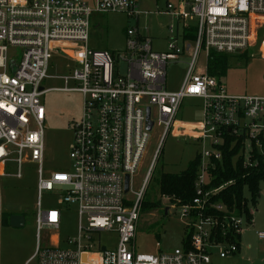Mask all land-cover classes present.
<instances>
[{"label": "built area", "instance_id": "built-area-1", "mask_svg": "<svg viewBox=\"0 0 264 264\" xmlns=\"http://www.w3.org/2000/svg\"><path fill=\"white\" fill-rule=\"evenodd\" d=\"M165 11L172 13L176 24L168 27L167 50L156 51L150 30L140 25L138 0H93V5L87 0H0V176L22 178L26 163L39 166L37 243L29 262L210 264L214 254L225 258L240 251L243 226L253 219L224 203L223 190L233 181L215 185L213 173L226 147L231 152L239 143V155L249 166L252 154L263 152L264 95L229 94L223 81L208 74L207 66L211 51L243 54L257 46L264 57V35H258L264 30V0H179L177 6L166 0ZM108 12L136 19L126 30L122 50L90 46L94 14ZM191 32L193 36L187 37ZM53 44L76 61L66 81L79 83L76 89L83 93L84 104L81 117L70 121L71 169L46 175L43 83L49 77ZM10 48L21 49L16 64H9ZM201 55L205 65L200 66ZM185 60L181 85L169 89L168 64ZM186 98L200 99L203 106L201 128L190 133L201 148L194 196L180 203L161 195L167 201L166 215L179 211L186 236L171 252L140 253L136 236L144 186L134 190L133 176L154 128L162 131L150 168L168 132L177 123L181 126L177 116ZM148 108L152 131L147 129ZM9 166L16 171L7 172ZM127 176L130 187L125 192ZM44 192H56L60 206L44 210ZM71 208L78 217V235L61 245L55 233L51 245H42V232H57ZM112 231L118 243L106 249L100 238ZM258 236L264 240V232Z\"/></svg>", "mask_w": 264, "mask_h": 264}, {"label": "rangeland", "instance_id": "rangeland-1", "mask_svg": "<svg viewBox=\"0 0 264 264\" xmlns=\"http://www.w3.org/2000/svg\"><path fill=\"white\" fill-rule=\"evenodd\" d=\"M93 5V0H87ZM177 6L179 0H169ZM142 11L140 25L147 27L153 38V47L156 51L167 50L169 31L168 27L176 24L172 13L165 11L166 0H138ZM159 9L160 12L155 13ZM195 24L193 18H188ZM136 23V19L128 18L123 13L94 14L91 20L90 46L98 49L122 50L126 42V30ZM258 35H264L258 31ZM21 54V49L10 48L9 64H16ZM188 60L169 63L167 66V85L171 90L179 88L185 75ZM205 65V57L201 55L200 66ZM76 61L68 54L57 49L53 44L51 60L48 67L49 77L44 81L43 87L47 89L43 96L47 112L45 124V156L42 167L45 174L57 170L69 171L71 159L69 153L73 143V132L70 127L72 118L79 119L83 112L84 96L79 88V83L67 80L73 75ZM205 69V68H204ZM12 74V71H8ZM223 84L232 95H264V57L260 56V48L255 47L243 54H230L228 69L222 78ZM69 87L72 90L64 91ZM177 119L181 122L175 124L165 137L159 155L150 168L161 128H154L151 132V141L140 164L137 173L133 176V188L139 191L144 186V201H160L157 209L143 206L139 221L136 250L140 253L158 254L171 252L182 246L186 236L178 210L172 209L165 214L167 201L162 199L159 180L163 173H179L187 168L189 162L195 158L201 149L199 143L191 138V132L201 128L203 120V106L200 99H184ZM38 164L28 162L23 167V177L0 176V264H22L26 255L34 253L37 214V182ZM150 168V169H149ZM2 166L0 165V172ZM14 166H9L7 172H15ZM149 176L147 177L148 172ZM146 178V181H145ZM131 195V194H130ZM246 198L250 193L245 190ZM43 209L58 207L59 196L56 192H44L41 198ZM142 206V204H141ZM12 214H23L26 224L23 228H13L9 224ZM78 217L75 208L64 213L60 229L57 232L43 231L42 245L52 244L53 235L60 237V243L68 237H76ZM264 232V181L260 183L259 196L256 207L253 209V222L243 226L240 239V251L225 258L214 254L210 264H264V240L258 236ZM100 242L106 249H113L118 243L116 232L102 233ZM159 243V247H158ZM95 250H98L96 248ZM28 264H37L31 261Z\"/></svg>", "mask_w": 264, "mask_h": 264}, {"label": "trees", "instance_id": "trees-1", "mask_svg": "<svg viewBox=\"0 0 264 264\" xmlns=\"http://www.w3.org/2000/svg\"><path fill=\"white\" fill-rule=\"evenodd\" d=\"M193 36V32L186 36ZM229 55L210 52L207 72L216 76L222 81L228 69ZM225 148L224 159L217 163L214 171L216 176L215 185L233 181L223 190L224 203L229 208H234L238 213H246L249 219H253L250 210L255 208L258 202L260 183L264 181V142L261 154H252V166L245 163L243 156L239 155L240 145H237L228 152ZM200 160L197 154L191 160L186 169L179 173H163L159 180L161 195H168L172 199H177L180 203L189 202L194 196V184L197 177ZM245 190L250 193V198H246ZM157 209L161 206L160 201H144L142 207ZM2 219V217H1ZM184 241V240H183Z\"/></svg>", "mask_w": 264, "mask_h": 264}, {"label": "water", "instance_id": "water-1", "mask_svg": "<svg viewBox=\"0 0 264 264\" xmlns=\"http://www.w3.org/2000/svg\"><path fill=\"white\" fill-rule=\"evenodd\" d=\"M154 126L153 121L150 120V108L147 109V129L152 131ZM130 187V177H126L125 192L129 191ZM168 211V207L165 208V214ZM9 224L13 228H23L26 224V217L23 214H12L9 218Z\"/></svg>", "mask_w": 264, "mask_h": 264}, {"label": "crops", "instance_id": "crops-1", "mask_svg": "<svg viewBox=\"0 0 264 264\" xmlns=\"http://www.w3.org/2000/svg\"><path fill=\"white\" fill-rule=\"evenodd\" d=\"M33 253L32 254H29V255H26L24 258H23V263L22 264H28L30 263V258L32 257Z\"/></svg>", "mask_w": 264, "mask_h": 264}]
</instances>
